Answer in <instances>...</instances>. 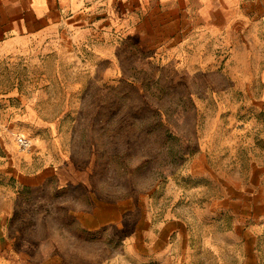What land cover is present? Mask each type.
I'll list each match as a JSON object with an SVG mask.
<instances>
[{"label": "rangeland", "instance_id": "1", "mask_svg": "<svg viewBox=\"0 0 264 264\" xmlns=\"http://www.w3.org/2000/svg\"><path fill=\"white\" fill-rule=\"evenodd\" d=\"M185 8L90 13L0 59V209L20 198L17 247L45 235L66 264H264V0ZM31 159L44 182L17 190ZM90 212L93 232L77 220Z\"/></svg>", "mask_w": 264, "mask_h": 264}, {"label": "crops", "instance_id": "2", "mask_svg": "<svg viewBox=\"0 0 264 264\" xmlns=\"http://www.w3.org/2000/svg\"><path fill=\"white\" fill-rule=\"evenodd\" d=\"M194 4L195 0H190ZM205 0H202L204 3ZM189 0H0V59L12 53L27 50L32 46L44 45L64 34L76 21H83L90 13H102L119 17L124 22L141 21L146 14H160L166 19L178 20L180 13H186ZM200 4V0H198ZM173 15V16H172ZM31 159L26 164L31 172L24 177L18 176L14 183L17 190L37 189L44 182L48 168ZM11 198L10 209H0V264H66V243L60 240L34 236L28 239L26 250L17 247L20 230L15 229L17 202ZM57 214H55L56 216ZM97 213H85L77 218L80 226L85 225L89 232L96 231ZM40 217L50 219L49 214H36L34 228L45 233L47 225L40 224ZM45 217H48L45 219ZM90 221L87 225L85 222ZM110 261V260H109ZM108 261V262H109ZM115 264V261L112 262ZM126 264V263H125ZM131 264H179L178 261L147 263L136 261Z\"/></svg>", "mask_w": 264, "mask_h": 264}, {"label": "built area", "instance_id": "3", "mask_svg": "<svg viewBox=\"0 0 264 264\" xmlns=\"http://www.w3.org/2000/svg\"><path fill=\"white\" fill-rule=\"evenodd\" d=\"M19 144L24 150H28L32 147L31 142L27 138H19Z\"/></svg>", "mask_w": 264, "mask_h": 264}]
</instances>
